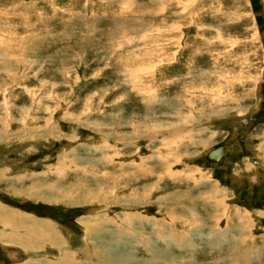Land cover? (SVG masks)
<instances>
[{
  "label": "rangeland",
  "instance_id": "obj_1",
  "mask_svg": "<svg viewBox=\"0 0 264 264\" xmlns=\"http://www.w3.org/2000/svg\"><path fill=\"white\" fill-rule=\"evenodd\" d=\"M98 251L264 264V0H0V264Z\"/></svg>",
  "mask_w": 264,
  "mask_h": 264
},
{
  "label": "bare ground",
  "instance_id": "obj_2",
  "mask_svg": "<svg viewBox=\"0 0 264 264\" xmlns=\"http://www.w3.org/2000/svg\"><path fill=\"white\" fill-rule=\"evenodd\" d=\"M219 30V29H218ZM155 42V41H154ZM153 43V42H152ZM154 44V43H153ZM162 48V47H161ZM160 49V48H159ZM162 52V51H161ZM157 53V52H156ZM158 54H159V52H158ZM162 54V53H161ZM164 55V54H163ZM142 56V55H141ZM154 56H155V54H154ZM157 56V55H156ZM162 56V55H161ZM158 59V58H157ZM156 59V60H157ZM160 61V60H159ZM154 62V61H153ZM156 62V61H155ZM161 62V61H160ZM140 65V64H139ZM148 68V67H147ZM220 88V87H219ZM170 121V120H169ZM165 124V123H164ZM166 126V125H165ZM169 127V126H168ZM166 128H167V126H166ZM184 126H182V125H178V124H175V125H173L171 128H169V131H167L168 132V134H170V135H173V137L174 138H176V140H175V144H180L182 141H180L179 139H181V138H183V132H184ZM163 131H165V130H163ZM166 132V131H165ZM143 133V132H142ZM167 134V133H166ZM165 134V135H166ZM145 137V136H144ZM191 137V136H190ZM182 140V139H181ZM167 144V143H166ZM169 144V143H168ZM176 146V145H175ZM167 148V147H166ZM223 150H224V147H223ZM224 152H225V150L223 151V156H224ZM222 156V157H223ZM221 157V158H222ZM220 158V159H221ZM219 159V160H220ZM208 160V159H207ZM218 160V161H219ZM209 161V160H208ZM218 161H216V162H218ZM212 162V161H211ZM111 176V175H110ZM106 177V179L107 180H109L110 178L106 175L105 176ZM104 178V177H103ZM112 178V177H111ZM105 179V178H104ZM99 180V179H98ZM114 180V179H113ZM103 181V180H102ZM104 182V181H103ZM99 183H101V181L99 182ZM98 183V184H99ZM98 187V186H97ZM105 187V186H104ZM104 187H103V189H104ZM53 189V188H52ZM94 190V189H93ZM104 191V190H103ZM90 193V192H89ZM99 193V189L97 190V194ZM103 193V192H102ZM36 194V193H35ZM38 195V194H37ZM96 195V194H95ZM66 197V196H65ZM180 197V196H179ZM89 199V198H88ZM166 200V199H165ZM219 205V204H218ZM221 206V205H220ZM8 215V217L6 218V222H7V225H9V227L11 228V226H15V229H20V232L22 231L23 232V237H32V236H34L35 234H41V235H44L45 237H47L48 235H49V233L47 232L48 231V227H49V225L48 224H42V228H41V226H39V224H36L37 222L34 220V219H31L30 217H27L26 216V218H25V216L24 215H21L20 214V216L19 215H17L16 213H9V214H7ZM241 219V218H240ZM241 221H242V219H241ZM5 222V223H6ZM5 227V226H4ZM85 230H93L92 228H90L89 227V224H86V229ZM7 231V230H6ZM12 232V231H11ZM170 234V233H169ZM20 235V234H19ZM171 235V234H170ZM170 235H166V239L168 240L169 239V241L172 239V240H174L175 239V237L174 236H170ZM38 236V235H37ZM99 236V235H98ZM98 236H96V235H92V234H88V236H87V241L90 243V245L91 246H93L94 248H96L95 247V243H97V242H99L100 241V238L98 237ZM3 237V236H2ZM21 237V236H20ZM49 237L51 238V236L49 235ZM40 238H41V236H40ZM50 238H49V240H50ZM224 238V237H223ZM8 239V238H7ZM102 239H104V238H102ZM20 240V239H19ZM22 240V239H21ZM38 240V239H37ZM108 240V239H107ZM12 242H13V240H12ZM31 242H32V240H31ZM34 242H35V240H34ZM16 243V242H15ZM20 243V245L23 243V246L25 245V244H27L28 245V241H27V243L25 242V241H23L22 243H21V241L19 242ZM48 243V242H47ZM101 243V242H100ZM33 244V243H32ZM53 244H54V242H53ZM19 245V244H18ZM19 245V246H20ZM107 246H110L109 245V243L107 244ZM32 248V247H31ZM99 253H96V255H95V253L93 254V255H95V256H97V264H114V263H112V262H107V261H105L104 260V258H103V255H101L102 254V252L101 251H98ZM105 255V254H104ZM67 264V263H66Z\"/></svg>",
  "mask_w": 264,
  "mask_h": 264
},
{
  "label": "water",
  "instance_id": "obj_3",
  "mask_svg": "<svg viewBox=\"0 0 264 264\" xmlns=\"http://www.w3.org/2000/svg\"><path fill=\"white\" fill-rule=\"evenodd\" d=\"M223 156V147L219 146L208 152L206 158L209 161L216 162Z\"/></svg>",
  "mask_w": 264,
  "mask_h": 264
},
{
  "label": "flooded vegetation",
  "instance_id": "obj_4",
  "mask_svg": "<svg viewBox=\"0 0 264 264\" xmlns=\"http://www.w3.org/2000/svg\"><path fill=\"white\" fill-rule=\"evenodd\" d=\"M221 146V145H220Z\"/></svg>",
  "mask_w": 264,
  "mask_h": 264
}]
</instances>
